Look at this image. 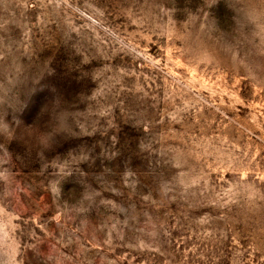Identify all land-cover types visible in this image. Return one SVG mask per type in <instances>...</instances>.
<instances>
[{"label":"rangeland","instance_id":"374dc122","mask_svg":"<svg viewBox=\"0 0 264 264\" xmlns=\"http://www.w3.org/2000/svg\"><path fill=\"white\" fill-rule=\"evenodd\" d=\"M0 264H264V0H0Z\"/></svg>","mask_w":264,"mask_h":264}]
</instances>
